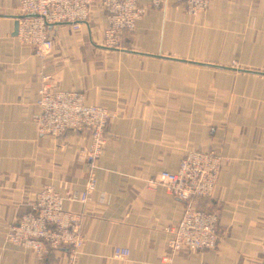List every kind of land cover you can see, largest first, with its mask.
Masks as SVG:
<instances>
[{"label":"crops","instance_id":"0c3cea01","mask_svg":"<svg viewBox=\"0 0 264 264\" xmlns=\"http://www.w3.org/2000/svg\"><path fill=\"white\" fill-rule=\"evenodd\" d=\"M19 3L0 0V264H65L66 249L38 257L8 244L6 227L45 185L66 195L64 208H78L71 197L89 173L81 154L87 129L56 137L33 122L42 75L54 90L78 91L114 113L76 264H261L264 0H210L196 16L169 0L165 11L148 8L117 49L104 45V11L94 4L78 30L50 29L43 59L15 38ZM212 146L228 160L201 202L218 215V244L172 252L168 229L183 202L147 179L176 171L187 150ZM116 247L128 256L114 257Z\"/></svg>","mask_w":264,"mask_h":264},{"label":"built area","instance_id":"2783aa9c","mask_svg":"<svg viewBox=\"0 0 264 264\" xmlns=\"http://www.w3.org/2000/svg\"><path fill=\"white\" fill-rule=\"evenodd\" d=\"M177 1L183 3L193 16L205 13L210 5V0ZM94 4L104 11V45L117 49L122 47L124 36L134 31L148 8L165 11L169 0H151L146 7L140 5L139 0H20L21 15L17 20L15 38L19 43L33 47V55L43 59L53 47L50 29L57 24H68L78 30L88 20ZM36 105L38 111L33 115V122L42 135L59 137L72 129L89 131L88 144L81 149L89 173L83 189L71 197L79 203L78 208H64L66 195L51 185H45L18 219L7 225L5 240L8 244L32 251L38 257L66 249L65 264H76L89 221L87 206L97 184V161L103 153L114 113L107 107L86 103L84 95L78 91L54 90L47 75L41 77ZM227 163L218 146L189 149L176 171L163 170L148 177L150 187H161L183 202L181 220L168 229L170 251L216 248L219 241L218 215L202 207L201 202L212 195ZM128 254L126 248H115L116 258ZM261 264H264V251Z\"/></svg>","mask_w":264,"mask_h":264},{"label":"water","instance_id":"95a60500","mask_svg":"<svg viewBox=\"0 0 264 264\" xmlns=\"http://www.w3.org/2000/svg\"><path fill=\"white\" fill-rule=\"evenodd\" d=\"M16 30H17V23H16V27H15V33H16Z\"/></svg>","mask_w":264,"mask_h":264}]
</instances>
